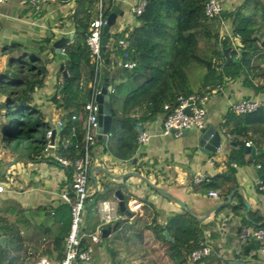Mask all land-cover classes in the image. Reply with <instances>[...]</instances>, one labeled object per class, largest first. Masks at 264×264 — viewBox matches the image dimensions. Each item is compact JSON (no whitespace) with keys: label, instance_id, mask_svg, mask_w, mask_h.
Returning a JSON list of instances; mask_svg holds the SVG:
<instances>
[{"label":"trees","instance_id":"16d2710c","mask_svg":"<svg viewBox=\"0 0 264 264\" xmlns=\"http://www.w3.org/2000/svg\"><path fill=\"white\" fill-rule=\"evenodd\" d=\"M57 4L75 5L72 19L76 23L75 39L65 51L66 65L60 86L51 104L62 123L57 135L56 153L71 162L83 153L84 106L89 101L92 89L93 63L86 45L88 36L87 18L97 13L99 4L107 17L115 9L114 0H52ZM145 5L135 14L136 25L111 35L110 50L117 59L133 64L125 69V81L117 85L112 99L127 97L132 91L143 88L159 78L151 88L137 95L128 108L116 114L111 108L109 139L103 153L112 159L126 163L138 153V136L145 126L163 119L177 107L179 98L191 95L208 96L212 90L220 91L227 83L239 81L241 86L254 95L264 97V0H238L231 10H222L217 16L207 17L204 7L207 0H143ZM231 27V35L223 32L224 24ZM231 37H237L236 47ZM51 33L36 43V51H26L17 56L20 47H7V69L0 73V183H18L12 167L19 163H37L47 159L44 155L45 135L53 128L45 121V115L35 102L36 93L45 85L47 77L46 54L50 48ZM125 43V47L119 46ZM234 62L226 64L224 51ZM107 53H109L107 51ZM104 51H102L103 59ZM238 57V59H237ZM101 72V70H100ZM98 89L103 87L102 76H98ZM80 81V84L78 82ZM72 87V92L70 88ZM248 100V99H247ZM167 105L168 109L163 107ZM221 130L228 137L223 153L224 171L221 175L193 183V191H213L227 201L228 208L250 229L262 225L257 211L246 212L244 201L235 191L238 185L235 169L240 166H258L264 174V100L254 111L235 114L228 109L223 117ZM256 149V157L244 152L245 145ZM95 141L90 148L92 158L94 147L103 145ZM140 184H146L152 176L153 185L166 180L162 169L148 160H140L131 166ZM72 173L70 168H67ZM89 167L88 184L92 183ZM169 174L170 169H168ZM172 176V175H171ZM127 179L115 183L105 177L100 181V190L89 193L84 208L96 209L105 200L109 190L122 192L125 206L130 200L140 204V212L127 210L122 220L102 226L110 233L101 238L104 264H225L217 257V251L210 242L216 237L212 224H204L188 212L166 215L150 202L147 195H133L125 187ZM151 193H157L150 188ZM73 199L72 195H70ZM91 199V201H89ZM17 208V220L10 223L6 215L14 209L9 201H0V264H38L42 259L54 264L63 258L64 240L68 234L70 207L62 202L55 210H41L42 221L27 220L24 211ZM222 209L215 212L217 214ZM264 225V224H263ZM101 226V225H98ZM34 229L35 237L25 233ZM96 226L82 232L77 250L84 251L91 246L90 236ZM23 232L25 234H23ZM208 233L206 236L205 233ZM166 234V235H165ZM201 240L211 249L209 256L196 262L188 261L189 245ZM94 252V251H93Z\"/></svg>","mask_w":264,"mask_h":264},{"label":"crops","instance_id":"0c3cea01","mask_svg":"<svg viewBox=\"0 0 264 264\" xmlns=\"http://www.w3.org/2000/svg\"><path fill=\"white\" fill-rule=\"evenodd\" d=\"M141 1L114 0L118 14L114 25L109 29V38L103 49L100 75L103 85L106 84L109 89L110 108L116 114L124 112L132 99L148 91L159 78V73L155 72L153 81L143 88L134 90L127 97L119 100L111 98L110 94L113 89L125 81V68L122 67V59H117L114 54L110 53L109 39L111 35L136 25L134 9ZM220 2L223 10H231L238 0H220ZM75 8L73 3L61 5L52 0H41L35 7L29 4L20 5L15 0H8L0 5V73L7 69V47L11 45L20 47L16 52L19 56L26 51H36V43L50 33L52 35L50 41L52 52H48L45 57L47 59L45 85L34 97L39 109L45 115V121L49 122L52 128L55 127L58 119L57 113L52 107L51 98L58 92L57 90L60 91L62 85L60 88L58 85L62 82L63 68L68 65L65 51L75 39L76 23L70 19ZM223 32L228 36L231 35V27L228 23L224 24ZM70 36L71 40L63 49L58 51L52 48L54 41ZM63 65L65 66L63 67ZM70 90L72 92V87ZM247 99L261 102L264 97L254 95L250 90L243 88L239 81L229 82L223 89L212 95L205 104L204 127L201 130H188L186 136L182 134L179 137L164 136L161 131V118H157L145 126L148 139L141 146L146 148L141 154L137 153L134 158H136V162L148 160L157 165V169H162V176L167 178L153 187L166 194L168 198L158 192H150V187L147 184L153 185L152 176H149L146 184H140L137 177L133 176L132 165L118 162L112 159L109 154L103 153L102 150L106 147L109 139L108 135L105 140H99L104 142L103 145L94 147L90 169L92 183L88 184V192L100 190V181L105 177L118 184L126 178L125 187L128 193L147 195L149 201L166 215L180 213L184 210L197 220L203 218L204 224H212L216 237L210 244L217 251V257L225 261V264H264V253L260 250L259 242L253 239L242 240L239 237L240 228L245 226L240 223L237 216L230 212L228 205L217 214H215L216 211H213L214 207L223 205L226 201H223L218 195L217 198L208 197V193L212 191H193L191 185L197 175L210 179L223 173L222 153L228 137H225L220 126L231 105ZM208 130L212 132L199 146L201 136ZM57 140V135H55L56 143ZM216 145L217 148H215ZM198 149L205 150L207 153H202ZM254 151V157L250 155L251 158L256 157V149ZM53 154L54 150L52 149L45 155L47 158L45 160L37 163L16 164L12 167V173L16 175L18 183H0L3 189L0 193V201H9L14 204V209L10 211L13 214L6 215V219L10 223L17 220L18 210L15 205L24 211V215L28 214V217L25 216L27 220L33 219L35 222H41L40 214L43 208L53 211L62 203L59 195L68 190L72 173L70 175L67 168L55 163L51 159ZM261 160L264 163V155L261 156ZM232 167L235 169V179L238 185L235 193L242 198L244 205L245 203L248 205L246 212L249 210L258 212L260 217L258 225H263L264 195L260 190L261 181L258 176L263 173L258 170V166L236 167L233 164ZM116 193H119L124 203L122 192L119 189H112L106 192L105 200L99 202L96 209L88 210V206L84 208L83 216L87 229L98 227V225H112L111 229L114 228L116 222L123 219L126 208L135 214L140 212V204L135 200H130L125 206L124 212H121L118 205L120 200L116 197ZM231 196L228 197L229 201ZM105 217H109V222L105 220ZM245 228L250 229L247 226ZM34 231V229L26 228L25 233L32 234V238H34ZM25 233L23 232V234ZM205 235L207 236L208 233L206 232ZM92 248L94 252L89 264H104L102 249H99L97 245Z\"/></svg>","mask_w":264,"mask_h":264},{"label":"built area","instance_id":"2783aa9c","mask_svg":"<svg viewBox=\"0 0 264 264\" xmlns=\"http://www.w3.org/2000/svg\"><path fill=\"white\" fill-rule=\"evenodd\" d=\"M8 0H0V5ZM20 5L29 4L36 6L41 0H15ZM144 1L142 0L134 9V14H139L144 8ZM223 7L220 0H207L204 13L207 17H213L219 15L222 12ZM106 25V17L101 12V6L99 4L97 13L90 15L87 18V30L88 36L86 39V45L91 56L93 63V78L92 89L89 101L84 106L86 112V121L84 125V139H83V153L81 157L71 162L65 158H62L56 153L55 141L51 140V131L55 127H61L62 123L58 121L51 131H47L45 135L46 145L44 149V155L48 154L50 150H54V154L51 159L64 168H70L72 170V180L69 184L68 190L60 193L59 199L61 202L67 203L70 207V220L68 234L64 240V253L61 261L54 264H89L93 255V246L101 244V238L103 233L102 226L96 227L94 233L90 236L91 246L87 247L84 251L79 252L77 250L82 232L86 229L84 223V205L85 201L89 197L88 192V176L89 167L91 162L90 148L96 141L98 134V122H97V104L95 101L96 95L99 93L98 89V76L100 75L102 65V30ZM230 36V35H229ZM232 44L236 47L237 37H231ZM119 46L125 47V43L119 42ZM238 59V57H237ZM65 65H63L64 67ZM133 64L130 62H123L122 67L125 69L132 68ZM217 90H212L208 96L199 97L191 95L187 98H179L178 105L171 113L165 116L161 121V131L164 136L173 135L179 137L183 131L188 130H201L204 127L205 117V104L209 98L216 94ZM261 102H253L250 100H242L231 105L230 109L235 114H244L254 111L259 107ZM189 108V114H186L184 110ZM164 110L168 109V106L163 107ZM148 134L146 131L142 132L137 139V143L141 146L146 143ZM245 146L249 147L247 143ZM202 175H197L193 179V183L199 184L203 181ZM260 190L264 195V176L260 183ZM3 191L0 185V193ZM72 195L73 199H71ZM208 197L217 198L216 192H209ZM91 201V199H89ZM105 220L109 222V217H105ZM118 220V218H117ZM239 237L242 240L253 239L259 242L260 250L264 253V225L254 229H248L245 227L240 228ZM211 253L210 247L206 246L203 241L195 240L189 247L188 261L190 263H196ZM241 263V261H238ZM38 264H52L46 260H41Z\"/></svg>","mask_w":264,"mask_h":264},{"label":"water","instance_id":"95a60500","mask_svg":"<svg viewBox=\"0 0 264 264\" xmlns=\"http://www.w3.org/2000/svg\"><path fill=\"white\" fill-rule=\"evenodd\" d=\"M118 11L117 9H114L112 11V13H110L109 15H107L106 17V25L103 27L102 30V46L103 49L105 48L106 44H107V40L109 38V29L114 25L116 17H117ZM71 36L68 38H60L56 41H54V43L52 44V48L55 50H61L65 47V45L71 40ZM224 58H225V62L226 64L229 62H234V61H238V60H233L230 58L229 56V49H226L224 51ZM63 76H65V73L63 71ZM65 88V83L62 84L59 93H62L64 91ZM108 93H109V89L107 87L106 84L103 85V87L100 89L99 93L96 95L95 97V101L97 104V122H98V135L96 137V140L99 141L100 139L105 140L107 138V135L109 133L110 130V126H111V121H112V117H111V112H110V104H109V97H108ZM184 112L186 114H189V108H186L184 110ZM60 130L59 127H55L52 131H51V140H54L55 135L58 133V131ZM211 130H208L207 132H205L202 136L201 139L199 141V146L202 145V141L208 136L209 133H211ZM183 136H186L187 132L183 131L181 133ZM217 136V135H216ZM218 146L216 145L215 148H217ZM145 146H141L138 149V154H141L143 150H145ZM200 151V149H198ZM202 153H207V151L202 150ZM244 152L251 155L252 157H254L255 151L254 148L252 147H245ZM136 163V158H133L131 161L126 162V165H134ZM135 176V175H133ZM259 180L261 181L263 178V174H259ZM150 188L155 189L151 184H147ZM259 186V185H258ZM157 190L158 193H160L163 197L168 198L166 194L160 192L158 189ZM116 197L120 200L118 205L119 208L121 210V212H124V208L125 205L119 195V193H116ZM230 201L227 200L226 203H224L223 205H219L217 207L213 208V211H217L219 209H222L224 207H226L227 205H229ZM245 207L248 208V205L245 203ZM25 216L28 217V214L25 213ZM199 221H202L203 218L198 219ZM110 232V229H106L103 231L102 233V238H105ZM166 235V234H165ZM1 242H4V239H0Z\"/></svg>","mask_w":264,"mask_h":264},{"label":"rangeland","instance_id":"374dc122","mask_svg":"<svg viewBox=\"0 0 264 264\" xmlns=\"http://www.w3.org/2000/svg\"><path fill=\"white\" fill-rule=\"evenodd\" d=\"M263 33L264 32V26L261 28V30H260V33Z\"/></svg>","mask_w":264,"mask_h":264}]
</instances>
